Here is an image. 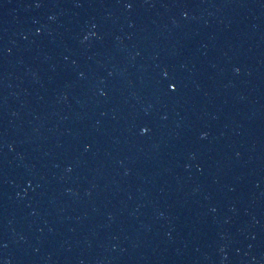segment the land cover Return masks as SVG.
<instances>
[{"label": "water", "instance_id": "1", "mask_svg": "<svg viewBox=\"0 0 264 264\" xmlns=\"http://www.w3.org/2000/svg\"><path fill=\"white\" fill-rule=\"evenodd\" d=\"M0 264H264V0H0Z\"/></svg>", "mask_w": 264, "mask_h": 264}]
</instances>
